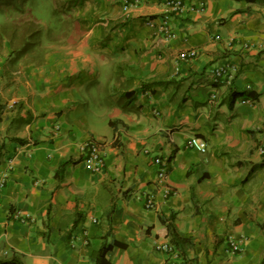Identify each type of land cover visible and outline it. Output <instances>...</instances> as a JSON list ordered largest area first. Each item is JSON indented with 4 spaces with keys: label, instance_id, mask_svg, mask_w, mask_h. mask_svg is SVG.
I'll list each match as a JSON object with an SVG mask.
<instances>
[{
    "label": "crops",
    "instance_id": "obj_1",
    "mask_svg": "<svg viewBox=\"0 0 264 264\" xmlns=\"http://www.w3.org/2000/svg\"><path fill=\"white\" fill-rule=\"evenodd\" d=\"M164 2L84 0L67 49L59 22L37 20L49 50L31 61L16 47V68L0 35V260L167 264L155 245L172 226L186 241L178 264H264V5L181 0L164 20ZM192 136L205 152L185 147ZM89 140L103 142L101 172L83 162ZM155 157L167 160L161 181Z\"/></svg>",
    "mask_w": 264,
    "mask_h": 264
},
{
    "label": "rangeland",
    "instance_id": "obj_2",
    "mask_svg": "<svg viewBox=\"0 0 264 264\" xmlns=\"http://www.w3.org/2000/svg\"><path fill=\"white\" fill-rule=\"evenodd\" d=\"M22 4L20 12L7 8L0 14V35L3 34L10 41L15 54V61L10 68H16L14 65L19 60L16 47L24 45L28 51L20 58L31 61L41 60L43 52L49 50L42 41L44 28L35 22L37 20L47 21L52 17L55 22H59L55 30L60 33L58 45L66 48L65 45H69L70 40H67L65 32L68 27H73V19L81 21L84 0H25ZM76 42L73 41V45Z\"/></svg>",
    "mask_w": 264,
    "mask_h": 264
},
{
    "label": "built area",
    "instance_id": "obj_3",
    "mask_svg": "<svg viewBox=\"0 0 264 264\" xmlns=\"http://www.w3.org/2000/svg\"><path fill=\"white\" fill-rule=\"evenodd\" d=\"M142 0H119L120 6L122 10L128 11L132 7H135L141 3ZM184 12V6L181 0H165L164 2V11H163V18L164 20H168L173 16V14H181ZM147 24L153 25V19L148 18ZM161 30L166 34L167 37L173 36V31L167 26V24L161 25ZM195 50L189 52V55H194ZM229 68L228 65H221L217 68H213L210 70V74L214 77V81L225 74L227 69ZM233 70V69H232ZM235 70V69H234ZM215 94L212 95V99H215ZM103 142L96 141V140H89L81 145L82 155H83V162L85 163L86 167L93 173L101 172L105 169L104 164V151L102 148ZM186 148L195 149L199 152L206 151V143L204 140L197 136L189 137L184 144ZM264 153V151H263ZM154 163L159 166V170L157 175L161 180H163L167 174V160L160 157L154 158ZM8 178L7 171H5L2 175L1 183H5ZM164 187V194L167 195L170 191L166 187ZM144 207L146 209L156 210L158 208L157 203L153 200L152 195H148L145 197L144 200ZM26 219H21L23 223ZM242 238H230L229 245L232 251H239L241 249ZM155 249L163 252L166 254L167 264H178L180 260L179 252L176 249L175 245H173L170 241H162L155 245Z\"/></svg>",
    "mask_w": 264,
    "mask_h": 264
},
{
    "label": "trees",
    "instance_id": "obj_4",
    "mask_svg": "<svg viewBox=\"0 0 264 264\" xmlns=\"http://www.w3.org/2000/svg\"><path fill=\"white\" fill-rule=\"evenodd\" d=\"M25 0H0V14H2L4 12L5 9L7 8H12L15 9L16 11H21L23 8V2ZM247 2L250 3H256V4H263L264 5V0H245ZM238 94L235 92L231 93L230 99H229V105H232L236 96ZM127 97H129L126 93H123L122 96L119 99V102L126 99ZM19 140V139H18ZM20 143H23V140H19ZM66 165V163H63L61 165V167L59 169H57L55 175H58V173H61L63 171L64 166ZM85 218V212H81V211H76L75 212V219H74V224H76L77 222L83 220ZM167 236L170 237V241L173 245H175V247L180 246L181 244H184L186 241L180 237L175 231L174 228L172 226H168L167 227ZM109 245H102L101 248L93 253V257L95 258V260L98 261V259L103 258L106 250H108ZM0 264H23L22 260L20 259V257H18L17 255H12L11 257L7 258V259H3L0 260Z\"/></svg>",
    "mask_w": 264,
    "mask_h": 264
}]
</instances>
